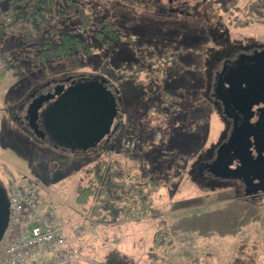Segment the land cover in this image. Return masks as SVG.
<instances>
[{"label":"rangeland","instance_id":"rangeland-1","mask_svg":"<svg viewBox=\"0 0 264 264\" xmlns=\"http://www.w3.org/2000/svg\"><path fill=\"white\" fill-rule=\"evenodd\" d=\"M78 1L87 25L71 14L59 18L49 33L53 41L63 31L82 35L91 49L41 63L25 58L0 79V181L33 180L61 215L80 221L89 216L92 201L77 202V186L86 183V170L95 160L121 158L162 178L154 195L158 215L105 224L92 217L97 224L79 237L67 228L68 243L78 255L64 264H151V238L159 221L173 234L174 247L157 253L173 262L202 256L215 264H264V189L245 193L194 170L197 161L211 155L208 150L220 142L224 129L206 85L213 73L207 72V59L225 47L217 35L225 34L234 48L262 44L264 23L234 25L216 0H185L184 17L178 18L128 0ZM248 1L238 0L239 16ZM97 21L117 30L115 45L96 37L94 29L102 27ZM10 41L17 56V44ZM80 74L105 78L120 97L122 115L110 144L71 152L31 138L13 117L16 104L37 84ZM163 90L179 96L168 100Z\"/></svg>","mask_w":264,"mask_h":264},{"label":"trees","instance_id":"trees-1","mask_svg":"<svg viewBox=\"0 0 264 264\" xmlns=\"http://www.w3.org/2000/svg\"><path fill=\"white\" fill-rule=\"evenodd\" d=\"M1 1L6 3L4 6L0 3V79L15 62L25 58L41 63L91 49L90 43L82 35L63 31L60 32V40L53 41L49 33L57 29L59 18L71 14L79 18L82 26L87 25L83 6L78 0H63L59 5L56 0ZM216 1L224 11L230 13L234 25L264 23V0L245 3L242 8L244 16L238 15V0ZM97 24L102 27L94 29L96 37L107 45H115L117 30L106 22L97 21ZM9 40L16 42L14 48L18 49L17 56L11 52L13 47L8 46ZM163 93H168L163 97L172 101L179 96L172 90H163ZM86 175V183H78L76 200L83 204L91 200L90 214L99 223L140 220L146 216L155 217L160 212L155 206L154 195L163 185V180L149 168L139 170L125 164L121 158L109 156L95 160L87 168ZM155 228L149 252L151 264H215L202 256L179 263L159 255L157 250L174 247V237L163 221H159Z\"/></svg>","mask_w":264,"mask_h":264},{"label":"water","instance_id":"water-1","mask_svg":"<svg viewBox=\"0 0 264 264\" xmlns=\"http://www.w3.org/2000/svg\"><path fill=\"white\" fill-rule=\"evenodd\" d=\"M219 82L225 84L226 102L231 103L237 114L241 115V122L236 123L235 119L228 139L219 146L214 165L225 161L224 156L229 154L237 160V167L229 168L231 158L225 161V167L231 171L232 177L241 179L248 186L244 192L262 190L264 48L249 55L240 54L235 64L219 78ZM30 97L23 114L29 134L37 139L47 134L54 145L64 149L88 151L103 139L108 141L118 127L117 97L101 76L81 75L71 78L67 85L58 82ZM8 217V194L0 181V239Z\"/></svg>","mask_w":264,"mask_h":264},{"label":"built area","instance_id":"built-area-1","mask_svg":"<svg viewBox=\"0 0 264 264\" xmlns=\"http://www.w3.org/2000/svg\"><path fill=\"white\" fill-rule=\"evenodd\" d=\"M7 192L9 221L0 239V264H64L78 255L68 243L67 228L79 237L94 226L90 216H81L87 226L65 218L31 180L9 183Z\"/></svg>","mask_w":264,"mask_h":264},{"label":"flooded vegetation","instance_id":"flooded-vegetation-1","mask_svg":"<svg viewBox=\"0 0 264 264\" xmlns=\"http://www.w3.org/2000/svg\"><path fill=\"white\" fill-rule=\"evenodd\" d=\"M128 1H132L135 4V6H140L141 9L151 8L152 11H154V13L155 12L157 14L164 13L163 15H166L167 18H172V17L178 18L179 16L184 17L185 0H165V1L164 0H128ZM217 36H219L218 38H221L223 42H225V47L214 50L212 54L208 57L207 72L209 75H210V71H212L213 73L207 80L206 85L208 86L209 89L208 97L211 100V102L214 103L216 109L219 111L221 115L220 118L224 124V129L222 131L220 142L216 145V147H213L214 149L212 148L213 151L208 150L210 151L211 155L205 158L204 160L202 158L200 161H197V163L194 164V170L196 169V171L203 177H206V179H210L217 182H223L227 184H233L238 191L240 190L244 192L245 189L248 188V186H246L241 179L232 177L231 171L227 167H225V161L228 158H231L228 166L229 168H236L238 163L236 159L230 157L229 154L226 153V155L224 156L225 161L218 163L216 166L214 165L215 159L218 154L219 146L221 143H223L228 139L230 131L233 128L235 119H236V123L241 122V115L237 114V111L234 109V106L231 103L228 104V102H226L227 100L226 97L227 92L225 91L226 86L223 82H219V78L225 72H227L228 68L231 65L235 64L241 53H245L248 55L252 54L256 50L263 49L264 43L262 44L255 43L254 45L247 44L239 48L237 47L234 48L231 44H229V42H227L228 39L225 34L224 35L220 34ZM79 76L70 77V78L69 76H65L58 78L54 81H51L49 83L45 82L44 84H40V85L37 84L36 86L32 87L28 95L24 98V100L16 104L14 110H12L13 111L12 114H14L13 117L15 118L17 124L20 127H22L24 130H26V132L29 134L30 130L25 125L26 121L23 119V114H24L25 106L27 105V103L31 98L30 96L38 91L46 90L58 82H64L67 85L71 78H78ZM120 110H121V104H119L118 106V113H119L118 115L121 116ZM31 138H33L37 142H41L43 144L52 146L54 148H59V149L62 148L61 146L54 145V142L50 139V137L47 134H45L41 139H37L36 137L33 136H31ZM105 143L106 142H104V144ZM217 166L219 167L217 168ZM110 261L111 263H113V260ZM116 263L119 264L117 261Z\"/></svg>","mask_w":264,"mask_h":264},{"label":"crops","instance_id":"crops-1","mask_svg":"<svg viewBox=\"0 0 264 264\" xmlns=\"http://www.w3.org/2000/svg\"><path fill=\"white\" fill-rule=\"evenodd\" d=\"M109 264H112V263H109Z\"/></svg>","mask_w":264,"mask_h":264}]
</instances>
